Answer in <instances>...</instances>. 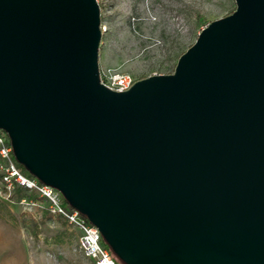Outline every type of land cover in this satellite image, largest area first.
Returning a JSON list of instances; mask_svg holds the SVG:
<instances>
[{
	"label": "water",
	"instance_id": "95a60500",
	"mask_svg": "<svg viewBox=\"0 0 264 264\" xmlns=\"http://www.w3.org/2000/svg\"><path fill=\"white\" fill-rule=\"evenodd\" d=\"M233 2L115 92L96 0H0V130L121 264H264V0Z\"/></svg>",
	"mask_w": 264,
	"mask_h": 264
},
{
	"label": "rangeland",
	"instance_id": "374dc122",
	"mask_svg": "<svg viewBox=\"0 0 264 264\" xmlns=\"http://www.w3.org/2000/svg\"><path fill=\"white\" fill-rule=\"evenodd\" d=\"M96 2L101 26L98 66L126 72L135 80L171 73L200 29L234 7L233 0ZM11 196L0 188V264H91L76 248V230L48 215L44 202L27 208Z\"/></svg>",
	"mask_w": 264,
	"mask_h": 264
},
{
	"label": "built area",
	"instance_id": "2783aa9c",
	"mask_svg": "<svg viewBox=\"0 0 264 264\" xmlns=\"http://www.w3.org/2000/svg\"><path fill=\"white\" fill-rule=\"evenodd\" d=\"M99 27L101 31V26ZM98 81L109 90L121 92L127 90L135 79L126 72L98 66ZM15 187H20L27 193L34 191L36 194L34 198L26 196L17 198L20 205L30 208L36 206L38 201H42L48 215L62 219L68 227L76 230V248L87 261L91 264H115L99 232L84 216L70 208L53 187L40 183L34 177L27 176L17 167L9 140L0 130L1 192L9 198Z\"/></svg>",
	"mask_w": 264,
	"mask_h": 264
},
{
	"label": "trees",
	"instance_id": "16d2710c",
	"mask_svg": "<svg viewBox=\"0 0 264 264\" xmlns=\"http://www.w3.org/2000/svg\"><path fill=\"white\" fill-rule=\"evenodd\" d=\"M233 9H234V7H233ZM232 9V10H233ZM232 10L230 11V12H232ZM229 12V13H230ZM205 26V25H204ZM190 46V45H189ZM182 53V52H181ZM180 53V54H181ZM179 56V55H178ZM172 70H173V67H172V69H171V71L170 72H172ZM169 73V72H168ZM167 73V74H168ZM16 165H17V167L23 172V173H25L27 176H29V177H33L32 175H30L21 165H19L18 163H16ZM13 195H15L17 198H19L20 196H26V197H30V198H34V196H33V193H29V194H27V192H25L23 189H21L20 187H15V189H14V191H13ZM12 197V196H11ZM105 245V244H104ZM106 246V245H105ZM107 247V246H106ZM108 248V247H107ZM109 250V249H108ZM110 251V250H109ZM111 253V252H110ZM112 254V253H111ZM112 256H113V254H112ZM113 258H114V260H115V264H121L114 256H113Z\"/></svg>",
	"mask_w": 264,
	"mask_h": 264
}]
</instances>
